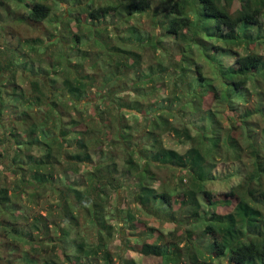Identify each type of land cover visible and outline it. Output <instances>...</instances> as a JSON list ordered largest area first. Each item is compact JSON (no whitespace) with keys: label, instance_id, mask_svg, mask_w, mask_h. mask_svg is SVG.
<instances>
[{"label":"trees","instance_id":"trees-1","mask_svg":"<svg viewBox=\"0 0 264 264\" xmlns=\"http://www.w3.org/2000/svg\"><path fill=\"white\" fill-rule=\"evenodd\" d=\"M17 2L26 9L23 14L16 10L18 20L54 22L58 34L26 37L15 46L0 44L5 49L0 56V159L6 160L0 165V240L13 231L18 237L24 220L28 244L52 239L72 264H83L81 259L111 264L107 245L115 232L133 234L136 229L138 237L151 243L132 237L127 246L141 245L146 255L158 260L179 264L186 255L189 264H215L228 254L235 264H264V108L254 104L249 87L253 82L262 104L264 55L255 49L264 43V0H175L163 15L152 9L154 0H103L84 19L95 51L80 49L75 63L73 46L86 40L75 31L80 22L56 19L49 0ZM143 18L152 19L151 28ZM106 21L107 27H102ZM8 25L0 23V30ZM167 36L175 38V51ZM197 48L226 79L223 95L196 60ZM212 48L237 57L225 69L210 53ZM18 77L29 81L26 88L17 83ZM163 83L170 88L167 94ZM18 86L22 90L15 97ZM222 98L226 107L213 109ZM11 109L18 113L16 118ZM179 112L208 113L215 129L202 127L193 133L184 121L178 126ZM253 113L260 114L258 122L248 120ZM127 114L143 117L148 131L131 125ZM252 123L260 130L250 127ZM167 132L190 145L184 152L165 148ZM247 144L253 148V167L238 188L216 195L206 182L215 178L218 157L226 153L240 159ZM159 165L186 170L188 182L159 190L152 184L159 179L153 167ZM183 179L179 175V181ZM121 190L133 193L134 208L120 207ZM114 196L122 227L111 223L116 217H109ZM50 198H55V210L35 214L31 221L25 205ZM145 216L172 222L176 228L166 234L160 228L147 230ZM78 218L94 231L93 239L80 233L72 238L59 224H80ZM137 223H144L146 232L140 230L144 224L138 228ZM53 225L61 230L56 236ZM2 240L20 249L18 242ZM21 253L17 264H64L57 257L41 259L38 249Z\"/></svg>","mask_w":264,"mask_h":264},{"label":"rangeland","instance_id":"rangeland-1","mask_svg":"<svg viewBox=\"0 0 264 264\" xmlns=\"http://www.w3.org/2000/svg\"><path fill=\"white\" fill-rule=\"evenodd\" d=\"M4 1V2H3ZM18 1V0H17ZM16 0H2L0 3V23L5 25L6 23H9L8 26H6L4 29L0 30V44L2 43H12V46H15L17 44L18 40H24V38L29 37L33 38L35 36H41L44 39H48L47 36L52 35L53 38L56 37L58 34V30H55V24L56 23H49L47 21L39 23V24H32L30 21L25 22V21H20L18 20V17L21 15H15L16 10H21L22 14L26 12V9H23L22 6L19 7V2ZM103 0H49V3L54 7L56 19H65L66 21L68 19H76L80 24L77 23V27H75V31L79 32L80 34H85L86 40L80 45V46H73L75 49L72 53V62H76L78 60V56L76 53L81 49V50H88L89 52L93 53L95 51V48L93 47L94 43V37L93 34H91V29L89 27H86L88 25L87 21L84 19L87 18V11L89 9H92L93 7L101 5V2ZM175 0H154V5L152 6L153 10H156L158 14L163 15L165 12L171 9L173 6ZM193 16V14H191ZM16 17V20L14 21V18ZM110 18V17H108ZM261 19L264 21V11L262 13ZM75 20V21H76ZM145 20V27L151 28L150 25L152 23L151 18H143ZM76 21V22H77ZM5 22V23H2ZM12 24V26H10ZM84 24V26L82 25ZM108 21L106 23L102 24V27H107ZM89 37H92L89 40ZM166 41L170 44L169 48L173 49L176 46L175 43V38L171 36L166 37ZM212 44H217V43H212ZM10 45V46H11ZM0 56L4 57L5 52H4V45L0 47ZM80 50V51H81ZM256 52L263 54L264 55V43L261 45H258L256 47ZM175 51V50H174ZM244 50H242L243 52ZM4 52V53H2ZM195 58L198 61L199 64L203 66L204 73L212 80L216 86L218 87V90L221 92V95L224 94V91L226 90L227 86L224 83L223 79L226 81V79L222 76L221 71H218L216 68V65L214 62L210 61L204 53L197 48L194 50ZM210 53L212 56L216 55L218 58L221 60L222 64L225 66V69H228L230 65L233 63L237 55L233 52L231 54L224 53V52H216L214 48L210 50ZM217 60V59H216ZM45 67V66H43ZM167 73L163 72L161 73V76L164 77L166 76ZM223 78V79H222ZM28 80H22L21 77H18L17 83L21 85L23 88H26L28 86ZM166 83H163V89L165 90V94L169 92V89H167V86L165 85ZM19 87V86H18ZM166 87V88H165ZM249 87L251 88L252 93H251V99L254 100L255 105H260L261 108H264V101L262 104L260 103V95L256 92V87L253 85V82L249 83ZM22 89L19 87L18 91H16L17 94H15V97H18L20 91ZM13 95H11L12 99H15ZM226 101L222 98L219 103H216L215 107L213 109L219 110L222 109L221 107H226ZM175 108L176 110L180 108V103L176 101L175 103ZM8 107H12V104L9 103ZM214 110V111H215ZM223 110V109H222ZM91 111V106L88 108L87 112ZM224 114L221 111L219 113V117H222ZM7 119L10 122V115H6ZM11 116L16 118L18 116V113L16 112L15 109H11ZM130 116L132 118L130 120L131 125H133L136 129L137 126H139L138 130H147L148 124L143 117H138V118H133V116L128 115L127 117ZM79 117H81V113L79 114ZM173 117V115H172ZM178 120H176L178 126H181L182 121L185 122L186 124L191 128L193 133H196L199 131L202 127L205 128H211L215 129L212 123V121H209V115L208 113L204 112H179L177 114ZM261 118L259 113H253L248 120H252V122H258L259 119ZM224 121V120H223ZM222 122V121H221ZM218 123V124H221ZM226 122V119L225 121ZM17 123V122H16ZM18 124V123H17ZM15 124V125H17ZM145 126V127H144ZM253 127L256 132L260 130V126L256 123L250 124V127ZM219 128V126H218ZM243 128L241 126H238V133H242ZM217 132H221V130L218 129ZM210 135H212V132H209ZM163 145L164 147L168 149H176L178 151L184 152L186 148L190 144H185L182 143L178 138L174 136L173 133L167 132L163 136ZM245 152H243V155L240 159H235L234 157H228L226 153H223L224 156H219L218 157V166L214 169L213 175L215 178L213 180L207 181L206 182V187L215 192L216 195L221 194L222 192H229L234 186L235 188H238L239 182L242 180V178L245 176V174L248 172L249 169H251L253 166V160L251 158L253 148L247 144L245 147ZM35 152H39L38 149L34 150ZM96 151V150H92ZM97 153V152H95ZM234 156V155H232ZM96 158V155H94ZM6 162L5 158L0 159V165ZM123 164V163H122ZM121 164V165H122ZM171 165L168 166H161L159 165L158 167L154 166L153 169L156 171L157 176L159 179H154L152 181V184L154 187L158 188L159 190L162 189H174V188H180L179 186L186 184V181L188 182V177H187V172L186 170L177 169V168H172L170 167ZM176 169V170H173ZM179 175H183L184 179L179 181ZM74 180H77L79 177L73 176L72 177ZM149 180V179H148ZM237 186V187H236ZM122 196L124 200L120 202V207L121 208H134V200H133V193H130L129 191L126 190H121ZM57 197V196H56ZM201 202L204 205L205 209H207L206 201L203 199V196H200ZM55 198H50V200H44L42 199L40 202H37L34 200L30 204L25 205L26 206V211L27 213H30L32 216L30 217V220L32 217L34 218L35 214H40L46 216V214L51 210H55V205L52 204L54 202ZM117 204L116 197L112 198L110 206H109V217L110 218H115L118 219L117 221H114V219L111 221L112 224H114L117 227H122L123 225V218L121 216L116 215V209L115 206ZM22 221V220H21ZM32 221V220H31ZM60 222V219L58 220ZM78 221L80 224L77 223H69V222H60L59 224H63V226L69 231H71V237L75 238L76 233H80V236L82 237L83 234H86V237H89L90 239H93L94 231H90L91 228L87 227L85 222L83 221V218H78ZM26 221H22V226L18 227L19 231V236L17 237L15 234V231L9 232L8 234H5L4 236L1 237L0 240V264H17L20 261V258L22 257V250L26 251H35L38 249V255L42 259L43 256L47 257V259H51L53 257H57L58 260L62 261L64 264H72L73 259L64 255V253L61 252V246L59 242L56 244L55 241H52L50 237L47 239H51V241H46L42 242L41 244L39 241L33 242V243H27L25 237L28 235L25 233V227L27 225ZM145 223L147 226H150L147 230H150L151 227L155 228H160L166 233H169L170 231L174 230L176 228V225L172 222H168L163 219H158V218H153L150 216H145ZM140 223H137V227L140 228L144 223H142L140 226H138ZM54 228L51 230L52 236H56V234L61 233V230L53 225ZM143 228V229H142ZM140 230H144L143 232H146V227L145 224L143 225ZM183 231L185 229L183 228ZM134 232V231H133ZM124 233V232H123ZM140 233L137 232L135 229V233L132 234L129 231H127L124 235L120 232H115L114 237L112 240L108 243V250L111 252L112 255V261L111 264H123L126 262H129L130 264H173L170 260L162 259L158 260L156 257H151L146 255L140 248L141 245H135L134 246V241L132 239L131 244H133V247H128L127 246V239L132 238V237H138ZM4 238H8L9 242L10 241H15L20 244V249L19 250H14L10 246L5 245V241L2 240ZM139 238V242L143 243L146 242L145 238ZM41 239V237H39ZM201 238H199L200 240ZM161 242V240H158ZM150 242L151 241H148ZM146 242V243H147ZM38 245H37V244ZM44 243L48 245L45 246ZM44 245V246H43ZM185 241L181 242V246H184ZM102 256V255H101ZM151 257V258H149ZM13 260V261H12ZM88 259H81L80 263L83 264H97V262H92ZM101 264H104V261L101 259ZM179 264H189L187 256L184 255L180 261ZM215 264H235L233 259L231 258V255H224L220 258H217L215 260Z\"/></svg>","mask_w":264,"mask_h":264}]
</instances>
